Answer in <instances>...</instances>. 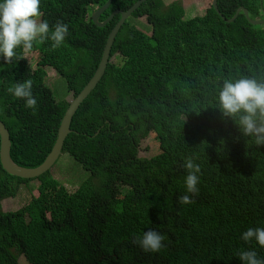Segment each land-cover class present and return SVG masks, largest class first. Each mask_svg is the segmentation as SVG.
Masks as SVG:
<instances>
[{"label":"trees","instance_id":"1","mask_svg":"<svg viewBox=\"0 0 264 264\" xmlns=\"http://www.w3.org/2000/svg\"><path fill=\"white\" fill-rule=\"evenodd\" d=\"M106 1L40 0L39 19L49 29L68 25L64 42L32 44L33 67L19 48L8 62L0 58V120L17 165L44 160L66 96L93 75L120 17L102 27L93 22L92 11ZM136 1L111 0L98 21ZM239 6L264 19V0H217L225 18ZM185 11L181 0H144L117 31L105 71L74 113L59 154L71 158L75 188L51 169L22 178L0 163V264H19L20 254L30 264H242L237 253L247 249L264 258V247L241 239L247 228L264 227V145L216 107L224 79L264 80V23H249L243 11L227 22L211 4L201 15L185 18ZM48 68L57 72L52 86ZM27 79L35 112L7 91ZM150 132L160 152L137 157L135 137ZM185 158L200 168L195 195L185 189ZM21 184L38 194L4 211L2 199ZM183 195L191 203H181ZM149 228L165 237L157 252L134 242Z\"/></svg>","mask_w":264,"mask_h":264},{"label":"clouds","instance_id":"2","mask_svg":"<svg viewBox=\"0 0 264 264\" xmlns=\"http://www.w3.org/2000/svg\"><path fill=\"white\" fill-rule=\"evenodd\" d=\"M39 5L40 0H0V58L4 62H8L16 55V48H19L28 60L25 54L35 51L32 48V44L51 40L53 42L52 47L55 48L64 42L65 36L68 33V25L66 23L55 22V25L49 29L48 22L39 19L41 15ZM28 63L31 67L35 64L34 62L31 65L29 60ZM49 71H54L55 73L51 77V80L48 81L47 74ZM56 76V70L48 68L46 70L45 83L52 86L53 79ZM7 91L13 97L22 99L26 108L32 109L33 112L36 111L37 101L34 97V91H32V81L30 79L12 83L7 88ZM75 95L69 94L66 96L68 105ZM216 104L221 115L223 117H230L244 137H253L257 145H264V80L245 76L224 79L217 90ZM105 122L108 123L107 120ZM71 131L72 129L70 128L69 132ZM98 131L99 129L95 131V134ZM136 138H138V135ZM135 145L137 157L146 159L151 157L139 156L136 142ZM183 167L187 170V175L184 178L186 192L195 195L198 192L199 165L193 163L191 158H185ZM11 196L13 195L8 197ZM179 199L181 203H191L188 195H183ZM164 239L163 234L149 228L136 237L134 242L138 243L144 251L157 252L164 247L162 243ZM241 239L246 242L254 239L258 245L264 247V227L247 228L242 232ZM237 256L242 261V264H264V258L258 257L254 249L241 250L237 253Z\"/></svg>","mask_w":264,"mask_h":264},{"label":"water","instance_id":"3","mask_svg":"<svg viewBox=\"0 0 264 264\" xmlns=\"http://www.w3.org/2000/svg\"><path fill=\"white\" fill-rule=\"evenodd\" d=\"M144 0H137L131 7L123 10V9H115L110 13V15L103 21H98V16L102 11L110 4L111 0H107L102 6H100L98 9H96L94 12H92L91 17L95 24L102 27L105 25L106 21L115 13H119L120 17L117 22L114 23V25L110 28V32L106 38L101 57L99 60V63L94 70L93 75L89 78V80L86 82V84L82 87V89L70 100L69 105L67 106L61 121L58 125L57 132H56V138L55 141L44 158V160L35 167H22L17 165L10 157L9 149H10V139H9V133L7 128L5 127L4 123L0 120V163L2 168L9 174L15 175L22 178H30L35 177L42 172L49 170L52 165L54 164L55 160L60 154L61 147L64 141L65 136L67 133H69L70 128L69 124L72 119L73 114L75 113L76 109L78 108L79 104L83 101V99L86 97V95L93 89V87L96 85V83L99 81L101 76L103 75L105 71L106 64L109 60V54L111 50V46L114 41V37L117 33V31L120 29L121 25L123 24L124 20L131 14L132 10L138 7V5ZM212 7L220 14L217 7V0H212L211 3ZM243 11L246 19L251 24H262L264 23V19L260 18H251L248 15V10L244 6H239L235 13L229 17L225 18L223 15L221 17L227 21L231 22L233 21L237 14Z\"/></svg>","mask_w":264,"mask_h":264},{"label":"rangeland","instance_id":"4","mask_svg":"<svg viewBox=\"0 0 264 264\" xmlns=\"http://www.w3.org/2000/svg\"><path fill=\"white\" fill-rule=\"evenodd\" d=\"M165 2H169L171 0H164ZM212 0H181L183 7L185 8V18L192 17L195 15H201L205 12L206 8L211 4ZM35 52L26 53L25 55L28 57L30 64L33 65V56ZM112 60L114 58L112 57ZM55 72L49 71L47 74V80H51ZM136 144L138 145V155L143 157H150L159 151L158 142L155 137V132H150L146 137L136 138ZM72 161L70 156L67 153H63L60 155L55 164L51 168V172L56 178L62 180L63 185L67 188L73 189L77 186V172L70 171ZM63 167L65 172L63 171ZM67 179V180H66ZM35 181H32L31 184H34ZM38 194L37 189L35 187L29 188L25 184H21L16 193L11 196L2 199V209L4 211L15 210L25 204L31 196H36ZM19 264H30L22 254L18 256Z\"/></svg>","mask_w":264,"mask_h":264}]
</instances>
